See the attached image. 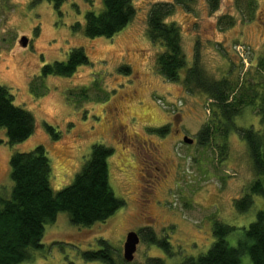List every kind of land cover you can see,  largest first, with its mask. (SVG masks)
<instances>
[{"label":"rangeland","instance_id":"1","mask_svg":"<svg viewBox=\"0 0 264 264\" xmlns=\"http://www.w3.org/2000/svg\"><path fill=\"white\" fill-rule=\"evenodd\" d=\"M132 1L136 12L125 27L111 37H88L85 13L99 11L102 0H63L59 10L48 0H0V85L36 121L34 132L13 144L0 128V197L11 194L13 152L43 144L52 167L51 187L58 191L73 181L92 144L101 142L113 148L108 157L110 184L125 200L110 218L89 226L73 224L68 212L60 211L46 224L43 246L32 250L30 260L17 264H106L82 254L100 248V238L112 245L118 264L144 263L150 256L179 264L185 256L210 248L215 219L236 227L227 237L236 246L264 208L262 196L254 195L248 211L235 209L234 199L255 176L247 143L232 131L225 156L219 154L217 140L200 144L197 134L211 117L212 102L198 90L189 92L183 83L196 45L212 77L230 74L252 80L257 59L264 55V0H254L251 12L245 0L239 6L236 0H217L216 9L211 0ZM164 1L174 3L166 20L179 26L186 58L176 81L158 71L157 56L163 47L148 35L149 9ZM222 15L231 17L233 24H220ZM23 36L28 38L26 46ZM74 47L84 48L88 63L70 75L42 73L45 64L67 59ZM124 65L129 71L120 69ZM235 122L263 130L254 106L244 107ZM45 123L58 137L46 130ZM163 126L168 130L161 135L156 129ZM184 136L193 141L185 142ZM146 225L159 237L169 236L173 255L140 236L134 259L126 261L127 233ZM242 263H252L247 253Z\"/></svg>","mask_w":264,"mask_h":264},{"label":"trees","instance_id":"2","mask_svg":"<svg viewBox=\"0 0 264 264\" xmlns=\"http://www.w3.org/2000/svg\"><path fill=\"white\" fill-rule=\"evenodd\" d=\"M48 1L53 2L59 10L63 0ZM102 1L103 7L99 11L88 10L85 13L84 31L88 37H111L135 15L136 8L132 0ZM245 1L251 12L255 1ZM236 2L239 6L241 0ZM173 4L168 1L154 3L147 18L150 39L163 47L157 56L158 71L170 81L179 80L182 69L186 67L179 26L166 20L172 12ZM210 5L216 9L217 0H211ZM219 21L223 26H230L234 22L225 15ZM88 62L84 48L74 47L69 51L67 59L45 64L42 73L70 75L78 65ZM255 67L256 72L251 81L230 74L220 78L212 77L202 65L199 46L196 45L193 62L183 75L184 86L189 92L198 90L212 102L211 117L200 127L198 142L207 145L217 140L218 151L222 156L228 152L227 138L232 131H237L247 143L255 176L246 191L234 199V207L240 213L251 208L254 195L264 199V55L257 59ZM120 69L129 71V66L124 65ZM246 106L255 107L263 124L262 131L236 124V117ZM35 127L32 113L15 104L10 91L0 85V128L6 130L8 143L27 139ZM45 127L54 138L58 137L52 125L45 123ZM156 130L162 135L168 128L163 126ZM112 152L113 148L104 143L92 144L88 157L75 173L73 181L58 191L51 187L52 167L43 144H37L27 151L13 152L9 159L13 181L11 194L9 197H0V264L30 260L32 250L43 246L46 224L54 222L60 211L68 212L73 224L89 226L107 220L123 206L125 200L116 196L110 184L108 157ZM235 230L234 225L215 219L212 225L214 240L210 248L198 255L185 256L179 264H243L242 256L246 253L251 264H264V208L257 212L255 219L238 237L237 245L233 246L227 237ZM138 233L147 243L156 244L173 255L169 236L159 237L151 225L141 227ZM99 243L100 248L84 251L83 257L87 260H101L106 264H118L114 248L108 240L100 238ZM139 264L165 262L160 257L150 256Z\"/></svg>","mask_w":264,"mask_h":264},{"label":"water","instance_id":"3","mask_svg":"<svg viewBox=\"0 0 264 264\" xmlns=\"http://www.w3.org/2000/svg\"><path fill=\"white\" fill-rule=\"evenodd\" d=\"M21 42L24 46H26L28 38L26 36L21 37ZM184 141L191 143L193 140L188 136H184ZM139 241L140 235L137 231L131 230L127 233L123 244V257L126 261H132L134 259V253Z\"/></svg>","mask_w":264,"mask_h":264}]
</instances>
